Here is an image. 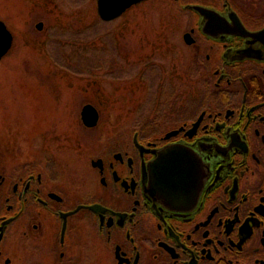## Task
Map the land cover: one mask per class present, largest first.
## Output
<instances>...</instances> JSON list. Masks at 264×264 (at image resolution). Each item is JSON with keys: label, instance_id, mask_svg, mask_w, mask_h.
Returning a JSON list of instances; mask_svg holds the SVG:
<instances>
[{"label": "flooded vegetation", "instance_id": "obj_1", "mask_svg": "<svg viewBox=\"0 0 264 264\" xmlns=\"http://www.w3.org/2000/svg\"><path fill=\"white\" fill-rule=\"evenodd\" d=\"M172 3L174 90L147 117L87 171H0V264H264V0Z\"/></svg>", "mask_w": 264, "mask_h": 264}, {"label": "rangeland", "instance_id": "obj_2", "mask_svg": "<svg viewBox=\"0 0 264 264\" xmlns=\"http://www.w3.org/2000/svg\"><path fill=\"white\" fill-rule=\"evenodd\" d=\"M176 12L178 3L152 0L106 21L97 0H0L14 36L0 60V171H87L94 140L112 139L127 115V126L147 117L174 90L164 46L179 32L167 27L187 24L168 17ZM88 103L101 111L92 129L81 115Z\"/></svg>", "mask_w": 264, "mask_h": 264}, {"label": "water", "instance_id": "obj_3", "mask_svg": "<svg viewBox=\"0 0 264 264\" xmlns=\"http://www.w3.org/2000/svg\"><path fill=\"white\" fill-rule=\"evenodd\" d=\"M140 0H97L98 13L103 20L109 21L119 17L124 11L127 10L131 5ZM200 8V9H199ZM200 11L205 8L197 7ZM203 9V10H201ZM206 12H213L210 9H205ZM237 25L241 28L242 32L249 33L241 22L236 18ZM43 23H38L37 27L42 29ZM14 41L13 33L9 30L7 25L0 19V60L4 55L11 49ZM100 118V113L97 107L91 103L86 104L82 109V119L85 125L95 126L97 125Z\"/></svg>", "mask_w": 264, "mask_h": 264}]
</instances>
